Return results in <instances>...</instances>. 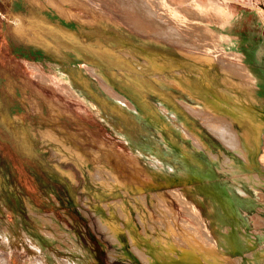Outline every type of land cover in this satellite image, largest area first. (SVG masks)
Masks as SVG:
<instances>
[{"label":"rangeland","instance_id":"1","mask_svg":"<svg viewBox=\"0 0 264 264\" xmlns=\"http://www.w3.org/2000/svg\"><path fill=\"white\" fill-rule=\"evenodd\" d=\"M252 2L264 4L0 0V118L13 119L0 120L1 185L18 191L10 149L26 137L48 162L44 179L63 180L48 184L60 191L46 208L52 264H264V180H247L239 162L249 153L218 152L208 131L183 121L187 90L217 123L219 93L202 68L222 54L227 11ZM21 22L54 40L64 68L78 66L99 93L34 62L21 73L1 41Z\"/></svg>","mask_w":264,"mask_h":264},{"label":"crops","instance_id":"2","mask_svg":"<svg viewBox=\"0 0 264 264\" xmlns=\"http://www.w3.org/2000/svg\"><path fill=\"white\" fill-rule=\"evenodd\" d=\"M225 17L230 18L221 26L219 44L222 54L215 64L202 68L204 78L201 80L209 89L216 87L219 93L214 101L217 123L212 125L205 118L202 100H199V104L188 100L187 90L184 93L186 106L183 121L208 131L214 137V146L218 152L249 153L246 161L239 162L249 170L247 180H264V4L252 2L233 14L228 10ZM11 27L10 31L2 32L1 41L21 73L26 72L29 64L34 62L46 71L51 70L61 76L68 74L67 78L76 88L84 90L87 87L91 94L99 93L100 88L90 83V79L78 66L70 64L64 68L61 63L62 54L58 52L60 49L54 40H43L41 34L33 33L26 22ZM43 27L48 29V26ZM58 27L62 33V26L49 24L51 30H57ZM63 41L61 34L59 42L62 48ZM187 69L185 67L184 71ZM14 71L12 73L10 68L5 70L10 75ZM106 104L117 109L124 106L122 101L115 98ZM9 116L3 113L0 120L7 125L6 122L13 120ZM26 119L23 117V121ZM44 119L47 120V117L44 116ZM17 144L14 143L10 149L14 155L11 158L13 162H9V169L12 171V179L18 185V191L11 193L3 188L0 177V254L9 264H52L54 260L48 254L51 238L46 208L49 196L58 201L60 191L58 188L49 190L48 184L55 181L57 186H62L63 180L44 179V173H48V162L41 157L36 147L29 144L27 137ZM31 154L36 160L29 159ZM27 167L39 170L37 176L33 178ZM2 194H5L4 197H1Z\"/></svg>","mask_w":264,"mask_h":264}]
</instances>
